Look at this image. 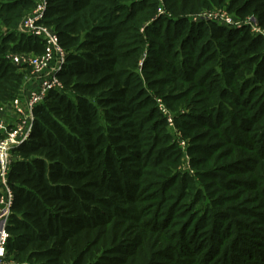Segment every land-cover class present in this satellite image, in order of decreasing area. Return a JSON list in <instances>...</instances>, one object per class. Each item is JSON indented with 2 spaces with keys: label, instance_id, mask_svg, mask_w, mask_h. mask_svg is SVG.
<instances>
[{
  "label": "trees",
  "instance_id": "trees-1",
  "mask_svg": "<svg viewBox=\"0 0 264 264\" xmlns=\"http://www.w3.org/2000/svg\"><path fill=\"white\" fill-rule=\"evenodd\" d=\"M35 3L0 0V106L25 78L5 55L44 51L41 39L18 31ZM47 4L43 24L65 52L58 77L66 92L50 91L34 107L30 136L13 150L7 258L264 264V38L192 16L227 5L264 30V0ZM156 96L217 196L177 172L181 154ZM226 226L229 243L196 241V227L214 239Z\"/></svg>",
  "mask_w": 264,
  "mask_h": 264
},
{
  "label": "built area",
  "instance_id": "built-area-1",
  "mask_svg": "<svg viewBox=\"0 0 264 264\" xmlns=\"http://www.w3.org/2000/svg\"><path fill=\"white\" fill-rule=\"evenodd\" d=\"M47 6V0H36L34 8L25 16L19 29V32L27 37L41 39L44 43L43 53L36 56L26 55L25 53H9L4 57L16 68H28L30 75L39 80V88L37 95L29 98L31 100L28 99L29 101L23 103L20 96H18L9 103V109L13 112L12 123L5 124L0 121V264H6V245L10 237L7 231L13 199L7 179L12 161L10 151L28 140L34 120V107L40 104L50 91L66 92L58 77L65 61V52L58 45L53 29L43 24ZM205 14L207 15L195 16L193 20L213 22L229 29L238 27L224 13L215 14L213 11ZM255 33L260 34L259 29ZM157 106L162 114H167L160 101H158ZM4 107L6 106H0V112Z\"/></svg>",
  "mask_w": 264,
  "mask_h": 264
},
{
  "label": "rangeland",
  "instance_id": "rangeland-1",
  "mask_svg": "<svg viewBox=\"0 0 264 264\" xmlns=\"http://www.w3.org/2000/svg\"><path fill=\"white\" fill-rule=\"evenodd\" d=\"M213 11L215 14H221V13L226 14L227 16H229L233 20L234 23L237 24L236 26L246 27V29H248V31H250V33H252L254 35L257 34L255 32H257V29H259L260 34H258V35H261L264 38V30L259 28V26L256 23V19L252 15L246 14L244 16H236L233 14V12L228 10L227 5H224L221 8H216ZM213 11H211V12H213ZM205 13H208V12L199 11L198 13L196 12L192 16H194V17L198 16L199 17L201 15H203V16L207 15ZM162 14L164 16H168V17L170 16L169 13L167 11H165L164 8H160L158 11V16H160ZM211 14H213V13H211ZM18 31H19V27H18ZM25 54L26 55H34V56L37 55V54H32V53H25ZM22 69L25 72V78H24L22 88L20 89V91L18 93L19 94L18 96H20V98L22 99V102L25 103V101H27L29 98L37 95V91L39 88V80L35 77L33 78L30 75V70L28 68L27 69L22 68ZM29 100H31V99H29ZM156 100H157V102L161 101V98L159 96H156ZM9 103L6 104L5 105L6 107H4V109L0 112V121L4 122L5 124H7L8 121L10 122V118L13 117V112L11 111V109H9ZM166 111H167V114L164 115V119H165V124L167 126V132H168L169 136L171 137L172 143L176 144L178 146V150L181 154L180 167L177 169V172H179L181 174L188 173V176L191 177V179L193 180V183L196 184L197 186H199L200 189H203V191H204V192L202 191L203 194H206V197L209 198L208 192H213L212 190L209 189V187L213 182H212V180L202 181V180H200V178L197 177V172H195V170L193 169V167H191V164H190L188 139L185 138L183 136V134L176 128V126L174 124L172 112H169L167 109H166ZM12 153H13V150L10 151V154H11L10 157H11V160L14 161ZM227 192H229V191H227ZM213 194L215 196H217L214 192H213ZM220 194H223V192L220 191ZM202 204L204 205L205 208H210L209 204L207 202H204V200H203ZM187 219L188 218H185L184 220H180V222H183ZM176 221L179 222V220H176ZM198 226L201 227V225H198ZM233 229L234 228H230L229 226H226L223 229V235H225V237L219 236V237H215L214 239H209L207 237L209 235L207 232L203 231V229H201V228L199 229L196 227V229L194 231V236H196V241L197 242L200 241V243H206L205 241L210 242L212 244H216L217 241L218 242L224 241L225 243H229L230 236H232L234 233ZM215 239H216V241H215ZM10 260L12 261L11 257H10ZM10 260L8 257L6 259V264L12 263ZM247 261H249V260L244 259L242 261V263H248Z\"/></svg>",
  "mask_w": 264,
  "mask_h": 264
},
{
  "label": "crops",
  "instance_id": "crops-1",
  "mask_svg": "<svg viewBox=\"0 0 264 264\" xmlns=\"http://www.w3.org/2000/svg\"><path fill=\"white\" fill-rule=\"evenodd\" d=\"M12 121H13V117L10 118V122L8 121L7 124L12 123ZM12 155H13V159H14V161L17 160L16 155H14V154H12Z\"/></svg>",
  "mask_w": 264,
  "mask_h": 264
}]
</instances>
